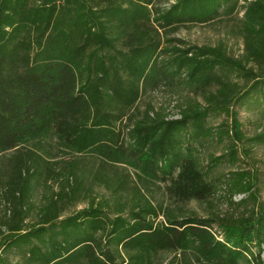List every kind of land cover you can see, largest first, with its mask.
I'll use <instances>...</instances> for the list:
<instances>
[{
	"label": "trees",
	"instance_id": "trees-1",
	"mask_svg": "<svg viewBox=\"0 0 264 264\" xmlns=\"http://www.w3.org/2000/svg\"><path fill=\"white\" fill-rule=\"evenodd\" d=\"M242 2L243 50L233 57L221 43L198 46L172 34L235 15L239 0H0V153L53 132L102 162H132L138 177L167 183L175 201L217 197L230 208L164 214L99 167L73 163L63 174L40 164L33 177L50 191L28 224L30 167L17 153L0 166L9 203L0 264H16L15 252L26 264H148L153 251H180L184 264H264L256 171L215 174L264 145V130L247 137L235 110L264 103V0ZM161 89L185 90L178 117L149 104L138 110L141 97ZM209 142L224 152L203 164ZM95 187L108 194L96 197ZM74 203L86 206L61 217ZM161 214L164 222H155Z\"/></svg>",
	"mask_w": 264,
	"mask_h": 264
},
{
	"label": "rangeland",
	"instance_id": "rangeland-1",
	"mask_svg": "<svg viewBox=\"0 0 264 264\" xmlns=\"http://www.w3.org/2000/svg\"><path fill=\"white\" fill-rule=\"evenodd\" d=\"M239 3L238 11L229 18L223 17L217 22L206 25L182 27L172 34V36L198 46H216L221 43L229 55L239 57L243 50L242 40L238 35V27L243 12L241 8L242 0H239ZM185 94V90L174 92L173 90L167 91L161 89L141 97L137 103V108L142 111L149 104L157 110L161 109L168 118H176L178 117V106H180V101ZM235 110L241 124V131L247 137L264 130V103H243L241 106H236ZM224 119L223 116L215 118L212 121V125L216 126ZM223 152L222 145L209 142L200 149V158H202V163L205 164L206 155L218 156ZM17 153L25 158L27 165L30 167L29 178L31 179V189L29 197L34 209L25 220L28 224L35 220L36 210L41 205L43 196L47 193L49 194L50 191L49 188L40 183L41 181L33 177L34 173L32 174V171L40 164L47 167L50 166L63 174L71 171L73 163L93 170L99 167L100 171L111 180L115 182L119 180L127 184V189L136 186L145 199L151 204L161 207L164 214L173 213L179 215L192 212L203 217L230 210L225 201L217 197H214L209 203L191 201L182 204L175 201L169 192L167 183L145 180L140 178L141 176L138 177L139 171L134 167L132 162H102L94 153L78 151L75 148L63 145L53 132L47 131L28 138L15 149L0 153V166L9 157ZM235 169L256 171L258 197L264 203V145L252 147L249 157L239 154V161L234 166L221 165L216 169L215 174ZM47 186L53 189L57 187L55 183L47 184ZM93 190L96 197L108 194L102 187H95ZM241 197L242 195H236L233 200L238 201ZM8 206L9 203L5 198V189L0 186V219L4 216ZM84 206H86L84 203L67 205L61 217L70 215ZM155 222H164V216L162 214L159 215ZM2 229L0 227V231H3ZM191 250L196 251L194 247H191ZM9 259L16 264H26L25 256L21 252L11 253ZM191 260L193 264H203L200 261L199 263L196 262L194 258H191ZM184 262H186V259H183L180 251H153L148 255V264H184Z\"/></svg>",
	"mask_w": 264,
	"mask_h": 264
}]
</instances>
